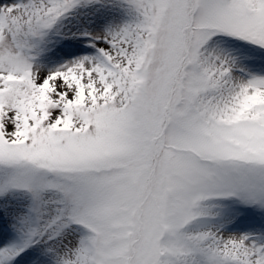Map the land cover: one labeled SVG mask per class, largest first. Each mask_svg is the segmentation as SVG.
I'll return each instance as SVG.
<instances>
[{
	"label": "snow or ice",
	"instance_id": "6c2138e0",
	"mask_svg": "<svg viewBox=\"0 0 264 264\" xmlns=\"http://www.w3.org/2000/svg\"><path fill=\"white\" fill-rule=\"evenodd\" d=\"M0 264H264V0H0Z\"/></svg>",
	"mask_w": 264,
	"mask_h": 264
}]
</instances>
